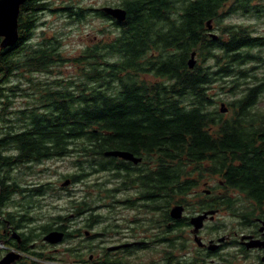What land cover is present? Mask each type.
Returning a JSON list of instances; mask_svg holds the SVG:
<instances>
[{"label":"trees","instance_id":"1","mask_svg":"<svg viewBox=\"0 0 264 264\" xmlns=\"http://www.w3.org/2000/svg\"><path fill=\"white\" fill-rule=\"evenodd\" d=\"M64 4L58 10L69 20L86 17L87 8ZM117 6L126 10L123 21L95 9L97 16L112 20L116 33L84 46L71 58L75 73L68 76L57 69L68 61L61 37H46L42 31L40 41L30 42L40 15L55 9L47 0H26L20 6L18 39L0 47L1 193H44L45 185L23 187L11 175L19 166L53 158H73L77 171L62 175L71 183L103 172L118 179L119 168L127 167L104 152L127 150L143 155L144 171L141 168L138 181L131 182L139 183L142 198L156 208L183 202L203 173L219 178L210 191H239L261 204L264 115L252 109L264 95V76L253 73L256 64H264V56L255 52L264 48V32L254 35L232 24L212 39L206 21L218 22L238 11L264 17V4L120 0ZM191 52L193 68L187 65ZM208 60L210 65L200 64ZM55 70L57 77H33L50 76ZM213 81L236 90L229 117L206 92ZM16 96L27 97L24 107L13 106ZM105 184L92 182L86 195L98 191L101 196ZM230 201L224 199L219 206H230ZM77 207L94 205L83 200Z\"/></svg>","mask_w":264,"mask_h":264},{"label":"flooded vegetation","instance_id":"2","mask_svg":"<svg viewBox=\"0 0 264 264\" xmlns=\"http://www.w3.org/2000/svg\"><path fill=\"white\" fill-rule=\"evenodd\" d=\"M213 24L211 18L206 21L208 35L215 32ZM224 106L225 111L219 110L227 113ZM131 153L141 160L116 157L119 165L127 167L119 168L123 187L116 191L124 187L139 191L132 200H115L130 208L110 203L75 207L68 216L57 213L45 222L44 200L23 205V195L30 193L0 191V264H264V201L247 200L239 191L205 189V204L211 207H198L189 214L184 208L179 218H173L171 207H154L142 198L139 183L132 184L138 181L140 169L144 171V157ZM125 181L132 185H124ZM103 194L107 198L110 192ZM224 199H231L230 206H219ZM136 202L141 203L140 209L131 207ZM203 213L208 214L195 230L191 219ZM51 231L61 232V240L46 241L44 236Z\"/></svg>","mask_w":264,"mask_h":264},{"label":"rangeland","instance_id":"3","mask_svg":"<svg viewBox=\"0 0 264 264\" xmlns=\"http://www.w3.org/2000/svg\"><path fill=\"white\" fill-rule=\"evenodd\" d=\"M49 3L50 9H55L53 11L47 10L42 13L37 21L38 25L31 38V43H37L42 38V31L46 33V37H49L52 34H57L62 38V52L63 55L68 59L61 66H57V69L61 70L63 76H68L75 73V65L73 64L71 58L81 53L82 49L86 45L92 44L98 38H107L116 33L114 25L111 19L102 18L95 14V11L101 9L103 6H112L115 7L119 4L120 0H47ZM264 4V0H259ZM68 2H75L77 5L87 8L86 17L80 21H71L64 16L62 11L58 9L63 7ZM96 9V10H95ZM247 13L236 12L225 16L218 22H214L213 29L214 33L221 35L223 28L229 25H241L251 29L254 33L262 34L264 32V17L260 16L259 18L251 17L245 15ZM255 35V34H254ZM262 51V50H261ZM255 49L256 53H261L264 56V51L261 52ZM212 60H208L203 63L200 62L202 66L210 65ZM259 67L256 68L253 73L258 78L264 76V64H256ZM56 71L50 76L34 74V79L41 78H52L55 76ZM247 81H251L250 78H246ZM23 86L26 84L23 81ZM214 83L210 84V88L206 90L209 95H212V98L215 99V107L219 108L220 102H223L228 107V112L225 117L231 116L233 113V104L232 102L237 97L236 90L233 91L230 84L222 83L221 81H213ZM222 83V84H221ZM28 88V87H26ZM29 91V90H26ZM27 100V97L16 96L14 99L13 106L15 108L24 107L23 103ZM214 107V106H213ZM253 111L260 112L264 115V95L258 100L257 104L252 109ZM73 158L66 159H49L42 163H32L28 165L19 166L13 170L11 177L16 180L17 183L23 185V187L33 188L40 187V185H45L47 190L43 193L44 195L40 197L34 196V194L23 195V205L29 204L31 201L44 200L46 202V216L44 221H50V218L59 213L61 216H68L71 210L77 207V204L81 201H86L94 207H102L106 203H110L111 207L118 208H130V205L123 203L124 199L137 196V188L124 187L120 193H117L116 189L123 187L121 183L122 179H113L111 174L103 172L100 174H94L89 176L83 181L70 183L67 186H61V183L67 177H63V174L66 173H75L77 171L76 167L72 164ZM78 173V172H77ZM98 178V179H97ZM198 185L194 187L189 194L185 195V200L180 204L185 208V213L189 214L194 209L197 210L198 206L205 203L206 197L204 196L203 190L211 189L216 182L219 181L218 176H211L207 173H203V176L197 177ZM99 181H109L104 185L106 192H110V195L107 198H104V194L101 196L98 195V191L95 194L89 193L86 195L87 190H89V184L92 182ZM131 184V181H125L124 185ZM132 185V184H131ZM116 191V192H115ZM218 191V189L214 190ZM233 192V191H232ZM86 195V196H85ZM92 196V198H91ZM102 197V198H100ZM15 201L19 200L18 196L13 197ZM92 199V200H91ZM123 200L118 203L115 200ZM134 208L140 209L141 203L136 202L132 204ZM165 205V204H164ZM161 206V208H170L175 204L168 203L166 206ZM14 208V205H11ZM45 213V212H44ZM109 213V212H108Z\"/></svg>","mask_w":264,"mask_h":264},{"label":"water","instance_id":"4","mask_svg":"<svg viewBox=\"0 0 264 264\" xmlns=\"http://www.w3.org/2000/svg\"><path fill=\"white\" fill-rule=\"evenodd\" d=\"M26 0H0V47L4 48L7 46L13 45L18 39V14L20 6ZM101 11L107 16L111 17L116 21H123L126 18V10L122 7H112V6H103ZM208 28H211L210 22H207ZM212 39H216L217 35L213 32L209 33ZM196 63L195 52H191L190 58L187 61L189 68H193ZM224 103L220 104L221 111H225ZM105 156L112 157H121L127 160H132L135 163L140 161V157H134L131 152L123 150H107L104 152ZM70 179L66 178L61 183V186H67L70 184ZM207 191V190H205ZM183 205L175 204L171 207V216L173 218H179L183 212ZM210 213H213L210 211ZM209 213V214H210ZM208 213H203L197 216H194L191 219V222L195 225V230L202 223L203 218L206 217ZM62 233L57 231H51L44 236V239L48 242L55 243L61 240ZM198 240V239H197ZM264 244V243H263Z\"/></svg>","mask_w":264,"mask_h":264}]
</instances>
